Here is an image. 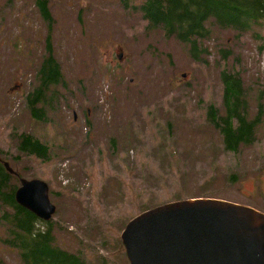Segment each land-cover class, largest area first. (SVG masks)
<instances>
[{"label": "rangeland", "instance_id": "rangeland-1", "mask_svg": "<svg viewBox=\"0 0 264 264\" xmlns=\"http://www.w3.org/2000/svg\"><path fill=\"white\" fill-rule=\"evenodd\" d=\"M141 1L47 0L49 23L36 0H0V155L17 179L10 185L19 176L49 185L55 242L85 264H128L125 225L169 202L216 199L264 213V50L254 37H264V21L238 36L207 23L193 60L175 37L145 30ZM48 45L66 86L35 105L43 122L25 97ZM223 71L240 76L250 118L263 108L253 143L236 153L207 118L223 107ZM22 134L47 146V158L19 154ZM4 232L0 221V240ZM0 264H20L1 241Z\"/></svg>", "mask_w": 264, "mask_h": 264}, {"label": "trees", "instance_id": "trees-1", "mask_svg": "<svg viewBox=\"0 0 264 264\" xmlns=\"http://www.w3.org/2000/svg\"><path fill=\"white\" fill-rule=\"evenodd\" d=\"M36 6L45 21L52 19L45 0H36ZM138 8L146 20V31L163 30L165 35L175 37L189 46L193 60L200 58V39L209 36L210 28L207 23L223 30H232L238 36L254 27H262L264 21V0H143ZM254 37L263 40L258 47L259 50H264V37L258 32L254 33ZM45 51L36 71L43 86L53 85L56 78L61 77L52 47L48 45ZM224 54L227 57L231 50H225ZM205 62L206 59L202 61ZM221 80L223 107L219 111L210 106L207 118L222 136L225 150L236 153L242 145L253 143L263 108L258 104L256 115L250 118L249 108L243 102L246 100L244 93L247 92L240 76L223 71ZM40 98L41 93L28 94L25 100L28 99L27 109L31 117L45 122L44 109L35 107L38 103H47L46 98ZM17 141L19 154L47 158L49 148L31 136L22 134ZM13 180L17 181L0 163V210H4L0 211V221L5 227L1 243L17 253L20 264H85L81 255L57 246L51 223H43L16 204L14 192L17 187L10 185Z\"/></svg>", "mask_w": 264, "mask_h": 264}, {"label": "water", "instance_id": "water-1", "mask_svg": "<svg viewBox=\"0 0 264 264\" xmlns=\"http://www.w3.org/2000/svg\"><path fill=\"white\" fill-rule=\"evenodd\" d=\"M0 162L14 174L7 162ZM19 182L16 204L49 222L56 208L48 185L38 179ZM120 239L128 264H264V214L223 200L157 206L130 220Z\"/></svg>", "mask_w": 264, "mask_h": 264}, {"label": "flooded vegetation", "instance_id": "flooded-vegetation-1", "mask_svg": "<svg viewBox=\"0 0 264 264\" xmlns=\"http://www.w3.org/2000/svg\"><path fill=\"white\" fill-rule=\"evenodd\" d=\"M45 1L47 3V0H45ZM50 21H52V19ZM50 21H49V23H50ZM47 41H49V37H47ZM51 47H52V45H51ZM52 50H53V47H52ZM120 55L122 57V54H119L118 58L120 57ZM35 81H36L35 89L30 94L31 95H36L37 93H41L40 100L46 98L47 101H49V100L53 101L54 100V98L50 97V95L58 93V91L53 90L55 87H57L59 85L58 83L64 85V80H63L62 76L61 77H57L56 78V82L53 85L43 86L41 84L40 80L37 77H35ZM73 117H74V120H76V115L75 114L73 115Z\"/></svg>", "mask_w": 264, "mask_h": 264}, {"label": "bare ground", "instance_id": "bare-ground-1", "mask_svg": "<svg viewBox=\"0 0 264 264\" xmlns=\"http://www.w3.org/2000/svg\"><path fill=\"white\" fill-rule=\"evenodd\" d=\"M190 200H196V199H190ZM235 204H236V203H235ZM249 208H252V207H249ZM252 209H253V210H256V209H254V208H252ZM256 211H258V210H256ZM258 212H260V211H258ZM261 213H262V212H261ZM263 214H264V213H263ZM248 230H249V231H253V229H252L251 227H249Z\"/></svg>", "mask_w": 264, "mask_h": 264}]
</instances>
